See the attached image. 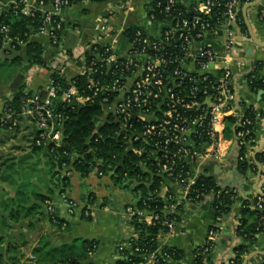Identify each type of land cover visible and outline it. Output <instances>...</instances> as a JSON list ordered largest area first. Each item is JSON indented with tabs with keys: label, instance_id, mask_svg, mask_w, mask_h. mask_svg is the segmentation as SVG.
Wrapping results in <instances>:
<instances>
[{
	"label": "built area",
	"instance_id": "1",
	"mask_svg": "<svg viewBox=\"0 0 264 264\" xmlns=\"http://www.w3.org/2000/svg\"><path fill=\"white\" fill-rule=\"evenodd\" d=\"M104 1L107 0H84L80 4ZM160 1L153 0L157 8L161 6ZM1 4L0 0V8ZM176 4V0L166 1L161 10L165 18L161 21L156 19L153 11L147 12L152 23L162 25L159 37L150 38L142 31H137L135 38L128 41L129 48L123 56H118L113 46H102L97 41L86 45L80 54L70 55L64 46V26L62 28L61 20L62 11L71 7L68 1L11 0L8 5V8L12 7L27 17H33L36 11L44 15L43 26L34 36L46 37L50 46L60 51L61 59L53 63L52 74L65 78L66 71L76 67V77L88 79L89 97L78 95L73 87L59 94L60 89L51 79L44 88L46 96L43 101L38 99L39 92L31 95L20 116L35 120L40 138L38 144L42 141L45 145L59 147L62 141L63 119L53 114L55 102L70 106L83 105L102 97V122L107 117L116 118L120 123L119 133L124 139L129 142L145 139L151 144L147 157L156 163V175L164 179L158 196L165 201L164 213L173 217L177 216L184 204L200 199L198 192L194 194L191 191L197 184L201 166L220 164L229 159L231 152L237 165L244 161H248V166L253 165L251 155L259 150L255 144V134L261 120L259 112L246 106L239 97V63L230 54L234 44L230 30L237 21L239 0H228L225 3L223 21L218 22L215 28L211 25L210 15L218 6L216 1L206 0L191 6L189 17L182 14L172 16L171 10ZM222 27L227 29V35L225 55L220 58L211 49L199 45L208 35H214ZM176 42L179 44L177 51L173 47ZM85 55L92 57V61L83 62ZM103 69H107L106 74H103ZM215 71H218L217 75ZM228 119L233 120L231 130L225 127ZM130 121L140 124L142 132H134ZM7 123H11L9 130H12V127L17 126V117L3 110L0 128ZM227 130L230 140L224 138ZM132 152L142 156L139 150ZM261 152L264 153V149ZM261 168V174H264V162ZM64 172L66 177L72 174L69 169ZM93 174L99 178L104 177L102 173ZM260 179L254 199L264 215V175ZM174 185L181 188L180 200L174 196ZM225 188L236 192L234 188ZM191 194L195 196L190 197ZM207 198L213 200V195H207L204 200ZM46 206L49 214L55 210L60 213L61 210L65 217L80 210L66 192L46 202ZM83 214L86 218L94 217L89 211ZM114 215L118 221L119 235L122 236L113 249L112 257L115 261L121 260V252L128 248L130 251L125 260H138V264H160V261L165 264L175 263L165 253V248L169 247L164 246V240L176 233V219L164 221L167 231L157 235L156 249L142 253L138 247L132 249L134 240L139 236L132 225V218L136 217L138 222L150 225L157 220L154 212L141 210L134 201H130L120 203ZM215 240L216 229L212 228L204 244L196 250L202 248L203 253L210 256ZM196 256L193 254V259ZM219 264L234 262L232 259Z\"/></svg>",
	"mask_w": 264,
	"mask_h": 264
},
{
	"label": "trees",
	"instance_id": "2",
	"mask_svg": "<svg viewBox=\"0 0 264 264\" xmlns=\"http://www.w3.org/2000/svg\"><path fill=\"white\" fill-rule=\"evenodd\" d=\"M70 6L80 4L84 0H65ZM167 0H161L160 8L156 7V2L149 0L147 12L153 11L156 19L164 20L165 14L161 10ZM206 0H195L196 4ZM218 3L210 15V22L213 28L218 26V22L223 21L224 5L228 0H213ZM254 0H239V8L236 15V23L244 31V25L240 14V9L245 3ZM172 8L171 15L182 14L189 17L192 7H186L178 0ZM153 9V10H152ZM44 15L36 11L33 17H27L14 10L12 7L0 8V65L12 67H23L22 72L15 73L12 78H20L30 67H45L43 60L44 49L32 41V37L42 28ZM63 28V25H62ZM140 29L136 27L127 28L124 36L127 41L135 38V33ZM141 31V30H140ZM23 45V46H22ZM179 44L173 43V47L178 50ZM23 51L27 62L24 64L19 53ZM92 57L85 55L83 62H91ZM260 67L255 66L254 71L245 76V84L249 92L257 95L262 92L261 100L264 101V78L258 74ZM106 74L107 69H103ZM105 78V75L104 77ZM51 80L60 89L59 94L68 91L70 87L75 88L78 95L82 97L91 96L87 88V77H76L70 81L52 74ZM110 77H107L109 83ZM13 95L6 101L4 112L9 111L17 117V126L9 130L11 123L0 128V132H6L12 137H16L21 123L29 117L20 116L22 109L31 97L26 92L23 82L13 88ZM39 101H43L46 91L40 89ZM53 114L63 119L62 121V141L59 147L40 144L39 132L31 130L29 137L34 138L35 145H30L29 152L21 150L18 157L12 155L0 156V264H94L96 256L101 248L99 242L89 239H79L70 244L62 246L52 245L49 238L41 237L37 228L40 219H48V222L59 230L62 225L66 227L65 221L55 210L53 214L47 212L46 202L53 201L52 192L47 185L42 182V172L49 178L50 183L58 188V195L63 194L69 185V177L64 176V170L69 169L70 173H77L81 177H87L92 173H102L104 176H111L114 186L119 190L129 194L134 200L137 208L154 212L157 217L150 225L138 222L136 217L132 218V225L138 233V238L134 240L132 249L138 247L142 253H150L156 249V238L161 232H166L163 222L176 219L177 216L165 214V201L158 194L164 185V179L156 175L157 166L147 155L151 144L145 139L138 142L127 141L119 133V120L107 117L103 122L102 97L94 98L83 105H67L55 102ZM252 109V108H251ZM253 110V109H252ZM260 114V113H259ZM253 118L252 115L249 116ZM261 119L263 115H260ZM2 118V114H0ZM35 122L34 119H32ZM26 121V120H25ZM133 131L142 132V126L130 121ZM227 123L231 130L233 120L228 119ZM132 150H139L142 156L135 155ZM21 149V148H17ZM242 153V152H241ZM255 161L262 165L264 153L260 152L252 161L253 165L248 166V161L237 165L240 174H244L248 169L257 172ZM65 165V168H63ZM213 164L201 166V174L197 179V184L192 188V193L198 192L201 197L192 200L189 205L198 206L204 198L212 194L211 207L214 210L216 219L221 220L231 212L237 192L232 189L218 186L212 176ZM43 169V171H42ZM263 173L261 176L263 177ZM261 180V179H260ZM39 185L47 191L45 194L39 190ZM191 194L190 197L195 196ZM264 199V198H263ZM180 211V210H179ZM82 215L83 212L81 213ZM91 220V217L87 218ZM55 221V223H54ZM264 232V215L257 208V201L247 202L241 211V217L236 229V234L243 240L245 245L235 249L234 264H242L244 257L249 253L248 244L253 242L260 233ZM37 243L31 253L32 261H24L22 249L30 252V246ZM129 249L126 248L121 255V260L116 264H138V260H125L128 257ZM120 253V254H121ZM170 258L176 262L182 259V252L174 248H165ZM192 264H211L209 254L203 253L202 248L195 251ZM257 260L264 264V255L257 257ZM160 264H165L160 261Z\"/></svg>",
	"mask_w": 264,
	"mask_h": 264
},
{
	"label": "crops",
	"instance_id": "3",
	"mask_svg": "<svg viewBox=\"0 0 264 264\" xmlns=\"http://www.w3.org/2000/svg\"><path fill=\"white\" fill-rule=\"evenodd\" d=\"M10 1L1 0V9L8 8ZM178 1L186 7L196 4L195 0ZM256 1L245 3L240 9L245 29L243 31L237 23L231 28L234 44L230 54L239 63L238 69L241 76L240 78L237 77L239 97L246 106L255 108L260 115H263L255 134V144L260 149L264 144V101L261 100L262 95L259 96L260 93L255 95L249 92L244 80L246 75L254 71L256 65L260 67L259 76L264 78V48H260L252 42L247 29L248 24L256 41L264 44V0L258 6L248 8L246 15L243 13L245 6L253 5ZM148 4L149 0H107L77 4L64 9L61 13V20L64 26L65 49L70 55H78L85 49L86 45L97 41L102 46H113L115 53L118 56H123L129 48L124 32L130 27L140 29L150 38H158L162 25L152 23L149 20L147 14ZM226 35L227 29L219 28L214 35H208L199 46L209 48L218 57L223 58ZM32 41L43 47L45 67L32 66L21 75L19 84L23 82L26 92L31 95L47 87L52 76L53 63L61 59L60 51L50 46L46 37L33 36ZM248 50L252 52L247 54ZM19 56L23 58L25 64L27 62L25 53L21 51ZM214 74L217 75L218 71H215ZM77 75V68L72 67L66 71L65 78L70 81ZM12 84L10 86L6 83H0V114L3 113L6 101L10 100L13 95ZM32 128L36 136V124L31 118H27L21 123L16 137H12L6 132H0V152H4L6 147L7 149L11 147L5 146L3 143H14L16 139L25 152H29L28 140L30 145H35L34 138L29 137ZM16 146L18 145H12V149L17 150L18 147ZM20 154H22V151L19 150L15 153L14 151L9 153V155L15 157ZM251 160H255L254 153L251 155ZM257 164L255 161L258 172ZM43 172L41 174L42 182L47 185L55 200L58 197L59 189L50 183L49 178ZM257 172L254 173L253 170L248 169L244 174H240L232 152L226 161L213 164L210 173L215 178L218 186L221 188L231 187L236 190L237 197L234 206L230 213L218 220L211 207V198L205 199L196 207L184 204L177 214L176 233L164 240L165 247L182 252V259L174 264H192L194 251L204 244L208 231L212 228L216 229V240L209 256L211 264L228 262L235 258V249L245 245L243 240L237 236L236 229L243 207L247 202L254 200ZM38 187L42 193L47 192L42 185L38 184ZM172 191L176 200L182 198L181 188L178 185H174ZM65 192L77 203L80 210L70 217H65L60 210L59 216L66 223V227L62 230L51 225L47 218L40 219L36 228L40 236L49 238L50 243L56 246L70 244L79 239L95 240L99 242L101 248L94 264H116L117 261L112 257L113 249L122 236L119 235V226L116 223L114 210L120 203L134 200H131L130 195L123 194L121 190L114 186L111 176L107 175L99 178L93 173L87 177L72 173L69 176V185ZM114 195L118 198L115 197L114 199L112 197ZM82 211L92 212L94 217L87 220L81 214ZM37 244L38 242H35L30 246V252L24 254L21 263L25 260L26 262H33L34 257L31 251L36 248ZM247 246L249 253L244 257V261L252 255L264 254V232L256 236L255 240ZM259 256L262 255L254 256L248 264H261V261L257 260Z\"/></svg>",
	"mask_w": 264,
	"mask_h": 264
},
{
	"label": "rangeland",
	"instance_id": "4",
	"mask_svg": "<svg viewBox=\"0 0 264 264\" xmlns=\"http://www.w3.org/2000/svg\"><path fill=\"white\" fill-rule=\"evenodd\" d=\"M22 68L23 67H12V66H9V65H0V83H6L7 85H10L11 86V84H12V82H13V77H14V75H15V73H19V72H22ZM10 82V83H9ZM225 127L228 129L229 128V124L226 122L225 123ZM230 134H229V132H228V130L225 132V136H224V138H225V140H230ZM7 144H5V143H3L5 146H11V147H9L8 149H7V147H6V149H5V151L4 152H0V156H2V155H8L10 152H13L14 151V153L15 152H17L18 150L19 151H21V149H23V147L20 145V144H18L19 142H18V140L16 139L15 141H14V143H11V142H6ZM15 144H17L18 146H16V147H18V148H21V149H17V150H15V149H12L13 147H12V145H15ZM0 145H1V143H0ZM3 145V146H4ZM123 192V191H122ZM123 194H125V195H129V194H127V193H125V192H123ZM114 199H115V197H116V195H114V196H112ZM116 198H118V197H116ZM116 223L118 224V221L116 220ZM22 252H23V255L24 254H27L28 253V251H27V249H22ZM23 259H24V256H23ZM21 261L22 260H20V263H21ZM24 261V260H23ZM26 261V260H25Z\"/></svg>",
	"mask_w": 264,
	"mask_h": 264
},
{
	"label": "water",
	"instance_id": "5",
	"mask_svg": "<svg viewBox=\"0 0 264 264\" xmlns=\"http://www.w3.org/2000/svg\"><path fill=\"white\" fill-rule=\"evenodd\" d=\"M262 1H263V0H257L253 5L245 6L244 11H243L244 15H246V11H247L248 8H250L251 6H258ZM247 29H248L249 37L251 38L252 42H253L256 46H258V47H260V48H264V44L259 43V42L256 41V39L254 38V35H253L252 31H251V28H250V26H249L248 24H247ZM251 52H252L251 50H248V51H247V54H250ZM19 82H20V78L18 77V78H16V80L13 82V84H12V88H15V87L19 84ZM262 94H263V93L260 92L259 96L262 95ZM263 149H264V144H263V146H262L257 152H255V154H254V158H255V157L257 156V154H259ZM257 168H258V172H257L256 181H255V187H254L256 193H257V189H256V187H257V185H258V183H259L260 176H261V171H262V168H261V165H260V164H257ZM256 255H264V254H256ZM256 255H252V256L248 257V258L244 261L243 264H248L249 260L252 259V258H253L254 256H256Z\"/></svg>",
	"mask_w": 264,
	"mask_h": 264
}]
</instances>
